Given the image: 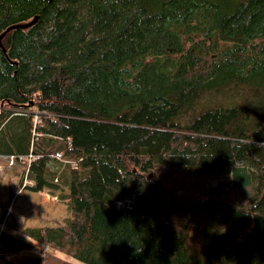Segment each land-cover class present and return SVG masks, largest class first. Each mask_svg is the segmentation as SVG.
Returning <instances> with one entry per match:
<instances>
[{
    "label": "trees",
    "instance_id": "trees-1",
    "mask_svg": "<svg viewBox=\"0 0 264 264\" xmlns=\"http://www.w3.org/2000/svg\"><path fill=\"white\" fill-rule=\"evenodd\" d=\"M34 16L1 39L0 155L33 191L68 186L72 217L25 227L32 243L1 231L0 264L34 242L85 264H264V0H0V34ZM160 166L204 185L192 223L143 175Z\"/></svg>",
    "mask_w": 264,
    "mask_h": 264
},
{
    "label": "rangeland",
    "instance_id": "rangeland-1",
    "mask_svg": "<svg viewBox=\"0 0 264 264\" xmlns=\"http://www.w3.org/2000/svg\"><path fill=\"white\" fill-rule=\"evenodd\" d=\"M10 160L9 155H0V232L6 231L17 238L32 243L33 239L23 232L25 227L64 225L66 220L72 217L67 197L69 189L68 186L61 182L59 189L56 191H50L47 188L39 191H33L28 187L22 188L21 182L28 162L24 158L14 157L13 163H10ZM72 160L74 161L75 159L65 160L61 163L66 165ZM71 168L73 167H65L67 172H70ZM132 168L135 167L132 166ZM148 173H151V178L154 177L166 187L168 196L174 202L172 206L175 204L174 209L180 208L174 212L180 215L182 224L192 223L191 219H194L197 213L194 207L197 202L195 195L206 192L204 185H197L200 182L199 178L194 184H191L183 178L184 175L182 173L168 166L153 167L143 173V175L147 177L146 174ZM53 182H56V180H53ZM17 192L19 193L14 197ZM229 193H231V198L236 200L244 197L247 189L246 187L236 186L229 190ZM20 229L21 231H19ZM36 246L38 250L41 249L42 257H37ZM39 259L47 264H59L60 262L85 264L68 253L36 242L31 248L18 250L8 255L4 264H35Z\"/></svg>",
    "mask_w": 264,
    "mask_h": 264
},
{
    "label": "water",
    "instance_id": "water-1",
    "mask_svg": "<svg viewBox=\"0 0 264 264\" xmlns=\"http://www.w3.org/2000/svg\"><path fill=\"white\" fill-rule=\"evenodd\" d=\"M36 19H37V16H34L29 21L12 24L9 27H7L4 31H2L1 34H0V47L2 48V50L4 51V48H3L2 43H1V39L3 38V36L6 34V32L9 29H12V28H26V27L30 26L32 23H34L36 21ZM146 176H149L150 177L151 176V173L150 174L149 173L146 174Z\"/></svg>",
    "mask_w": 264,
    "mask_h": 264
},
{
    "label": "built area",
    "instance_id": "built-area-1",
    "mask_svg": "<svg viewBox=\"0 0 264 264\" xmlns=\"http://www.w3.org/2000/svg\"><path fill=\"white\" fill-rule=\"evenodd\" d=\"M58 154V153H57ZM25 183H30L29 181H27L26 179H24L23 181V185H25Z\"/></svg>",
    "mask_w": 264,
    "mask_h": 264
},
{
    "label": "crops",
    "instance_id": "crops-1",
    "mask_svg": "<svg viewBox=\"0 0 264 264\" xmlns=\"http://www.w3.org/2000/svg\"><path fill=\"white\" fill-rule=\"evenodd\" d=\"M28 227H34V226H28Z\"/></svg>",
    "mask_w": 264,
    "mask_h": 264
}]
</instances>
